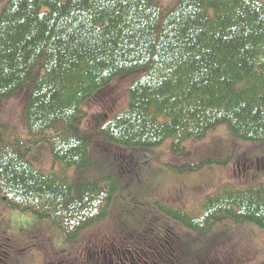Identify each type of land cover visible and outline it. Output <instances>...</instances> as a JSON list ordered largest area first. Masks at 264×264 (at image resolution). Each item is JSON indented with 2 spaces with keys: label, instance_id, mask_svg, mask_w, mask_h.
<instances>
[{
  "label": "trees",
  "instance_id": "16d2710c",
  "mask_svg": "<svg viewBox=\"0 0 264 264\" xmlns=\"http://www.w3.org/2000/svg\"><path fill=\"white\" fill-rule=\"evenodd\" d=\"M178 1L170 8L153 0H6L0 100L21 88L27 96L18 126L0 124V208L34 215L75 244L87 229L108 221L117 191L109 177L77 176L89 167L92 149L114 147L119 174L136 178L128 149H157L170 139L171 156H187L185 142L201 141L222 126L233 140L264 146V0ZM134 72L143 75L129 86L125 109L108 119L103 99L114 89L108 86ZM92 101L108 110L87 112ZM40 143L49 148L51 172L26 158ZM226 162L165 166L182 177ZM151 204L194 236L227 221L264 230V184L225 183L189 211L164 200ZM117 219L128 243L154 236L168 242L166 228L129 227ZM146 229L151 236L144 240ZM171 234L179 240L174 228ZM114 238L83 246V261L99 248L109 251ZM67 247L48 260L65 258ZM16 252L0 236V264Z\"/></svg>",
  "mask_w": 264,
  "mask_h": 264
},
{
  "label": "rangeland",
  "instance_id": "374dc122",
  "mask_svg": "<svg viewBox=\"0 0 264 264\" xmlns=\"http://www.w3.org/2000/svg\"><path fill=\"white\" fill-rule=\"evenodd\" d=\"M153 1L170 8H174L179 2L178 0ZM5 2L6 0H0V10ZM141 75L142 72H134L113 78L108 86L109 88L114 86L112 96L103 99L104 105L110 107L108 119L125 109L128 103V88ZM26 96L25 89L21 88L14 97L6 101L0 100V124L18 126V118L20 119L19 115ZM104 105L92 101L86 106V110L91 114L103 112V109L108 110ZM170 143L169 139L157 149L127 150L132 153L134 162L138 165L136 178L130 173L119 174L117 166L113 164L114 147L106 144L108 150L104 153L92 149L89 167L77 176L90 181L109 177L116 183L117 191L109 207L108 221L87 229L75 244L65 243L60 232L52 229L47 222L38 220L34 215L0 208V236H5L13 248L19 250V253L13 254L11 259H6L5 264H50L56 262L58 256L56 255L55 261L48 260L49 256L54 255L56 250L66 249V245H69L74 253L77 250L81 252L83 246L105 244L111 237H115L114 239L120 242L118 238L124 234H122L123 228L116 224L118 215L119 220L129 227L140 223L148 225L152 223L157 229L166 228L168 248L173 250V254L179 257L183 264H264L263 229L249 223L235 226L227 221L216 225L205 236H194L177 222L167 221L160 216L158 210L151 204L153 200L170 199V205L184 207L189 211L206 195L225 183L245 188L264 184V146L233 140L224 126L212 130L201 141L185 142L184 147L189 152L187 156H171ZM26 158L36 169L47 172L53 169L49 148L44 143L33 148ZM224 159L227 160L226 164L213 163L204 166L191 176H176L169 173L165 166L170 162L181 166L202 163L204 160L224 161ZM69 174L74 176L75 171L72 170ZM149 228L153 227L149 225ZM171 228L175 229L179 240L172 237ZM138 233L143 234L144 231ZM150 236V230L146 229L142 239L147 240ZM78 255H75L76 262L81 259Z\"/></svg>",
  "mask_w": 264,
  "mask_h": 264
},
{
  "label": "flooded vegetation",
  "instance_id": "af4514ba",
  "mask_svg": "<svg viewBox=\"0 0 264 264\" xmlns=\"http://www.w3.org/2000/svg\"><path fill=\"white\" fill-rule=\"evenodd\" d=\"M164 201L170 205V199ZM160 234H162V232H160ZM165 234L166 233L163 232L164 238L168 239ZM134 236L137 239L139 234L130 235L131 238ZM126 238L125 236L120 238V242L115 239L114 241H110L111 244L109 243L110 245L108 247L106 246V249L109 248V251H105L102 248H99V251H92L86 261L82 259L83 249L81 251L82 253L79 252V250L72 253V249L68 248L66 257L57 258L56 264H183L181 259L173 254V250L168 248V242L166 243L164 241L165 245H167L166 247L161 244L160 240H163V238L154 236L149 242H142V244L138 245L133 241H129V243L126 242ZM75 255L81 256L78 262L75 261Z\"/></svg>",
  "mask_w": 264,
  "mask_h": 264
}]
</instances>
